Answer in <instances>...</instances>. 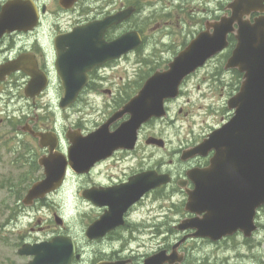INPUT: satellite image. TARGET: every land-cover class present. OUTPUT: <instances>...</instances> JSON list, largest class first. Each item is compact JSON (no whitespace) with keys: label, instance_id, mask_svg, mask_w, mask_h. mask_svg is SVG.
<instances>
[{"label":"flooded vegetation","instance_id":"1","mask_svg":"<svg viewBox=\"0 0 264 264\" xmlns=\"http://www.w3.org/2000/svg\"><path fill=\"white\" fill-rule=\"evenodd\" d=\"M9 1L0 0V13ZM32 1L38 9L35 27L0 29V264H35L47 249L55 260L52 264H212L209 256L199 258L194 255L188 244H249L258 235L262 237L264 230L259 219L264 206L258 209L256 228L249 235L248 229L239 228L213 241L209 237L194 236L195 228H179L184 219L206 215V211L197 213L186 209L189 192L196 188L190 175L196 169L207 168L214 154L210 151L206 156L196 155L184 160L183 151L199 144L220 125L180 147L174 154L176 159L167 162L153 163L152 159L153 149H165L167 139L144 133L158 119L151 118L142 123L134 143L127 140L124 146L106 148L113 133L131 118V114L125 113L114 121L111 118L142 87L137 91L138 87L129 88L130 75L117 76L114 72L124 65V61L135 63L131 55L135 56L147 42L144 28L132 24L141 10L142 0H52L53 8H49L44 0ZM231 1L223 6L221 14L214 11L204 15L203 19L188 17V22H195L198 28L182 49L212 23L231 15L228 6ZM183 4L180 0L178 8L184 11ZM130 7H134L131 15L110 25L104 31L102 42L109 44L136 32L140 35V44L124 51L129 44L125 39L121 55L99 60V38L85 36L96 30L79 27L94 24ZM259 14L253 12L245 18L253 20ZM170 23L171 20L166 21V25L170 26ZM229 41V48L222 53L226 54V60L236 42L234 35L229 36ZM146 59L142 58L140 62L147 67L150 61ZM202 68L185 79L177 98L166 101V116L161 120H167L168 124L173 121L170 112L174 102L180 98L185 82ZM229 71L237 76L236 86L230 91L232 96L239 89L240 76L237 70ZM218 81L224 85L219 87L224 93L234 79L228 81L221 77ZM120 82L128 85L123 94L103 88L106 83ZM203 82L209 85L208 89L214 84L210 76L204 77ZM100 87L102 92H98ZM69 90L71 95L72 91L76 92L71 103L66 102ZM115 95L118 97L116 104L109 106L107 118L100 123L89 127L72 122L74 107L86 97L102 98L105 107L109 105L106 100H112ZM179 113H185L183 106L179 107ZM227 115L226 120L232 112L228 110ZM100 129H103L101 134ZM98 136L101 138L98 145L102 147L96 152L88 147V143ZM75 139H82L87 145L81 151L82 165H77L81 171L72 165L70 153ZM152 139L159 140L162 145ZM41 159L65 162V177L56 189L27 201L32 186L47 178ZM165 175L169 176V181L152 185L156 176ZM133 179L135 181L130 184ZM72 185L75 190L71 189ZM153 196L160 202L170 196L180 197L177 208L181 217L173 221L177 224L169 227L168 213L162 215L163 203L151 208ZM179 243L176 256L181 261L169 263L167 257Z\"/></svg>","mask_w":264,"mask_h":264},{"label":"water","instance_id":"2","mask_svg":"<svg viewBox=\"0 0 264 264\" xmlns=\"http://www.w3.org/2000/svg\"><path fill=\"white\" fill-rule=\"evenodd\" d=\"M229 7L232 9V16L222 17L201 32L169 63L166 70L156 71L150 76L138 95L113 115L111 121L125 113H130L131 118L113 133L112 140L106 147L124 146L127 140L134 143L141 124L152 117L164 116L165 100L176 97L180 85L188 75L223 51L228 46L229 33L234 32L237 44L226 68H237L244 74L239 92L228 101L229 109L234 110V115L202 143L185 150L182 155L185 160L197 154L205 156L210 151L215 152L209 167L196 169L190 175L196 182V188L189 192L186 209L197 213L206 211V215L203 218L184 220L179 226L180 229L195 228L197 231L194 236L213 240L232 234L239 228L248 229L249 235L256 228V211L264 204V0H235ZM133 11L134 7H130L94 24L79 27L96 30L85 36L99 38V60L104 57L105 61L123 53L121 48L125 45V39L129 44L124 51L140 44V36L136 32H130L109 44L102 42L104 31L110 25L127 18ZM254 11L261 15L253 22L244 19V16ZM36 12L29 0L11 1L0 14V29L33 28L37 20ZM235 24L238 25L237 29ZM211 27L213 31H210ZM70 93L71 90L67 91V103L75 99L76 92L72 91V95ZM102 131L100 129L99 133ZM152 141L162 145L159 140ZM99 142L101 143L100 136L88 143V147L99 152L102 147L101 144L98 145ZM86 146L84 140H74L70 154L73 157L72 165L77 171H81L77 165H82L81 151ZM43 161L41 159L40 163L46 167L47 178L32 186L26 197L27 201L56 189L65 177V162ZM134 181L135 179L130 184ZM162 181H169V176H156L152 185L155 187ZM180 244L168 255L169 263L181 261L176 256V249ZM54 262L47 249L40 254L35 264Z\"/></svg>","mask_w":264,"mask_h":264},{"label":"rangeland","instance_id":"3","mask_svg":"<svg viewBox=\"0 0 264 264\" xmlns=\"http://www.w3.org/2000/svg\"><path fill=\"white\" fill-rule=\"evenodd\" d=\"M44 1L48 3L49 8H53L52 0ZM229 1L231 0H181L184 2L183 11L178 8L180 0H142L141 10L132 24L144 28L147 42L140 51L135 53V56L131 55L135 58V63L134 61H124V65L121 64L114 72L117 73V76L129 74L131 77L129 88L138 87L137 91L150 74L167 67L168 62L183 48L185 41L190 40L191 34L197 31L198 26L195 22H188V17L192 20L203 19L204 15H210L209 13L214 11L221 14L223 6ZM168 20H171L170 26L166 25ZM159 23L161 26L158 25ZM226 57V54L216 56L205 67L203 66L198 74L191 76L185 82L180 98L172 106L170 113L173 121L170 124L167 123V120L158 119L146 128L144 133H152L166 138L168 141L165 149H153V163L174 159V154L180 147L187 146L194 141L195 137L209 131L214 126L221 125L222 121L227 119V100L231 96L230 91L236 86L234 82H236L237 76L233 71L224 69ZM142 58H147L150 65L148 64L146 67L144 63L141 64ZM206 76H210L214 80L211 89H208L209 85L203 82V78ZM221 77L228 81L230 78L234 79L231 86H227L223 90L224 93L219 88L224 86L218 81ZM134 79H136L135 82ZM199 84L201 88L198 87ZM125 87L128 85L122 82L103 85L104 89L110 88L119 95L123 94ZM98 92H102L101 87ZM117 98L115 95L112 100H106L109 105L104 107L102 98L93 100L86 97L74 107L72 122L87 124L89 127L95 126L107 118L110 112L109 108L116 104L115 99ZM180 106L185 108L184 114L179 113ZM71 189L75 190V185H72ZM179 200V196H170L160 202L155 200V196L152 197L151 208H156L162 203L165 205L162 215L168 213L170 228L172 224H177L173 221L181 217V211L178 213L177 208ZM259 220L262 222L264 230V209L260 211ZM188 246L193 250L192 253L199 258L209 256L212 264H264V232L262 237L258 235L257 239L249 244L233 242L214 245L190 242ZM194 246H196L195 250Z\"/></svg>","mask_w":264,"mask_h":264}]
</instances>
